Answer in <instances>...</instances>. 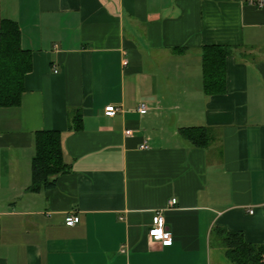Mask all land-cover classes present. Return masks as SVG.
<instances>
[{"label":"crops","instance_id":"0c3cea01","mask_svg":"<svg viewBox=\"0 0 264 264\" xmlns=\"http://www.w3.org/2000/svg\"><path fill=\"white\" fill-rule=\"evenodd\" d=\"M3 20L31 65L20 102L0 105V264H234L226 231L264 245V8L0 0ZM211 45L228 54L224 87L207 92ZM190 126L212 128L210 144L187 140ZM42 130L61 132L68 167L32 190ZM158 212L170 243L149 235Z\"/></svg>","mask_w":264,"mask_h":264},{"label":"trees","instance_id":"16d2710c","mask_svg":"<svg viewBox=\"0 0 264 264\" xmlns=\"http://www.w3.org/2000/svg\"><path fill=\"white\" fill-rule=\"evenodd\" d=\"M20 30L16 22L3 20L0 27V105L18 104L24 89V74L31 65V54L20 45ZM228 54L225 46L204 48V87L207 92L224 87V65ZM82 115L75 116L79 129ZM72 123V122H71ZM183 136L197 146L206 147L212 141V128L190 126L181 129ZM61 132L42 130L36 133L35 155L32 159V190L53 186L56 175L67 170L63 156ZM227 255L234 264H264V245L247 242L239 232H225Z\"/></svg>","mask_w":264,"mask_h":264},{"label":"built area","instance_id":"2783aa9c","mask_svg":"<svg viewBox=\"0 0 264 264\" xmlns=\"http://www.w3.org/2000/svg\"><path fill=\"white\" fill-rule=\"evenodd\" d=\"M246 4L252 5L257 8H264V0H244ZM124 64H127V60H124ZM149 107L146 103H140L138 111L140 113H146ZM120 108L114 105H109L105 108V114L107 116H115L119 112ZM130 133V132H129ZM142 148H147L148 144L143 143ZM177 202L176 198L171 200V205H175ZM252 212V210H251ZM80 221V217L72 212L68 214L65 218V224L67 226H74ZM149 235L153 241H161L165 243H170L172 241V234L166 229V222L164 217L158 212L153 217V224L149 230Z\"/></svg>","mask_w":264,"mask_h":264}]
</instances>
